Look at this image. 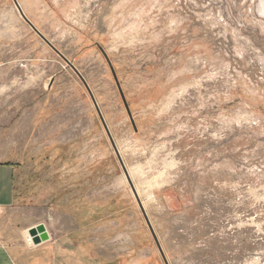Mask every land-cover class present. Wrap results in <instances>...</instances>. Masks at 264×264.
I'll return each instance as SVG.
<instances>
[{"label": "rangeland", "instance_id": "374dc122", "mask_svg": "<svg viewBox=\"0 0 264 264\" xmlns=\"http://www.w3.org/2000/svg\"><path fill=\"white\" fill-rule=\"evenodd\" d=\"M17 1L59 53L0 0V162L52 264H164L79 74L168 264H264V0Z\"/></svg>", "mask_w": 264, "mask_h": 264}, {"label": "crops", "instance_id": "0c3cea01", "mask_svg": "<svg viewBox=\"0 0 264 264\" xmlns=\"http://www.w3.org/2000/svg\"><path fill=\"white\" fill-rule=\"evenodd\" d=\"M16 174L13 164L0 162V264H52L50 244L42 241L31 246L26 241V228L16 214Z\"/></svg>", "mask_w": 264, "mask_h": 264}, {"label": "water", "instance_id": "95a60500", "mask_svg": "<svg viewBox=\"0 0 264 264\" xmlns=\"http://www.w3.org/2000/svg\"><path fill=\"white\" fill-rule=\"evenodd\" d=\"M12 1H13L14 5H15L16 9L18 10L20 16H21V17L23 18V20H24V21L30 26V28H31V29H32V30H33V31H34V32H35V33H36V34H37V35H38V36H39V37L45 42V43H47V44H48L53 50H55L56 52L59 53V51H58V50L54 47V45H53V44L47 39V37H46L43 33H41V32L37 29V27H36V26H35V25H34V24L28 19V17H27V16L25 15V13L23 12V10H22V8H21L19 2H18L17 0H12ZM103 54H104V53H103ZM63 57H64V56H63ZM104 57H105L106 60H107V57H106L105 54H104ZM107 63H108L109 68H110V70H111L112 76H113L114 81H115V83H116L117 89H118V91H119V94H120L121 100H122L123 105H124V107H125V110H126V112H127V114H128V117H129V119H130V122H131L133 128L135 129L134 120H133V118H132V115H131V112H130L129 106H128L127 102H126L125 96H124V94H123V92H122V90H121L120 84H119V82H118V80H117L116 74H115V72H114V70H113V68H112V66H111V64H110V62H109L108 60H107ZM74 69H75V68H74ZM75 70H76V69H75ZM76 72H77V70H76ZM78 74H79V73H78ZM79 76H80L81 80L84 82V84H85V86H86V88H87V91H88V93H89V95H90V97H91V99H92V101H93V104H94V106H95L96 112H97L98 117H99V119H100V121H101V124H102V126H103V128H104V130H105V132H106V134H107V136H108V139L110 140V143H111V145H112V147H113V149H114V152H115L116 157H117V159H118V162H119V164H120V166H121V168H122V170H123V172H124V174H125V177H126L128 183H129L130 186H131V190H132V192H133V195H134V197H135V199H136V201H137V203H138V205H139V208H140V210H141V212H142V215H143V217H144V219H145V222H146V224H147V226H148V228H149V230H150V232H151V235H152L153 239L155 240V243H156L157 248H158V250H159V253H160V255H161L162 259H163V262H164V264H168V262H167V260H166V258H165V256H164V254H163V252H162V249H161V247H160V244H159V242H158V240H157V238H156V236H155V233H154V231H153V229H152V226H151V224H150V222H149V220H148V218H147V216H146V213H145L144 208H143V206H142V204H141V201L139 200L138 194H137V192H136V190H135V188H134V186H133V184H132V182H131V179H130L129 174H128V172H127V169H126V167H125V165H124V163H123V160H122V158H121V156H120V154H119V152H118V150H117V148H116V146H115V144H114V141H113V139H112V137H111V134H110V132H109V129H108V127H107V125H106V123H105V121H104V118H103V116H102V113H101V111H100V109H99V107H98V105H97V103H96V101H95V99H94L92 93L90 92L89 88L87 87V84L85 83L83 77H82L80 74H79ZM36 230H38L39 234H36ZM28 231H29V233L31 234V236H32V238H33V241H34L35 243H39V242L44 241V240L47 239V233H46L45 229L43 228V225H41V224H38V225H36V226H32V227H30Z\"/></svg>", "mask_w": 264, "mask_h": 264}, {"label": "bare ground", "instance_id": "6f19581e", "mask_svg": "<svg viewBox=\"0 0 264 264\" xmlns=\"http://www.w3.org/2000/svg\"><path fill=\"white\" fill-rule=\"evenodd\" d=\"M28 230L29 229H27V228L24 230V233L26 235V241L28 242L29 245L34 246L35 242L33 241V238H32V236ZM36 234H39L38 230H36Z\"/></svg>", "mask_w": 264, "mask_h": 264}]
</instances>
